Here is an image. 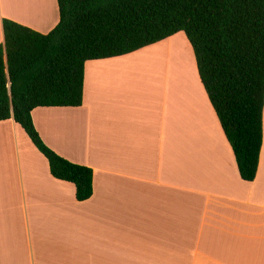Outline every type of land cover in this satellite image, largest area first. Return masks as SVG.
I'll use <instances>...</instances> for the list:
<instances>
[{
  "label": "crops",
  "instance_id": "1",
  "mask_svg": "<svg viewBox=\"0 0 264 264\" xmlns=\"http://www.w3.org/2000/svg\"><path fill=\"white\" fill-rule=\"evenodd\" d=\"M13 2L0 0V44L4 19L41 34L59 23L57 0L31 16ZM171 44L196 76L180 97L166 57L144 73ZM32 119L53 151L93 170V195L77 202L24 130L0 122V264H264V107L257 174L243 181L183 32L87 61L82 106Z\"/></svg>",
  "mask_w": 264,
  "mask_h": 264
},
{
  "label": "trees",
  "instance_id": "2",
  "mask_svg": "<svg viewBox=\"0 0 264 264\" xmlns=\"http://www.w3.org/2000/svg\"><path fill=\"white\" fill-rule=\"evenodd\" d=\"M59 23L41 34L3 20L0 122L13 119L51 175L93 195V170L59 156L32 119L37 108H79L85 63L134 53L183 32L243 181L263 144L264 0H57Z\"/></svg>",
  "mask_w": 264,
  "mask_h": 264
},
{
  "label": "bare ground",
  "instance_id": "3",
  "mask_svg": "<svg viewBox=\"0 0 264 264\" xmlns=\"http://www.w3.org/2000/svg\"><path fill=\"white\" fill-rule=\"evenodd\" d=\"M12 3V5L15 7V9L20 10L22 13L26 14L27 16L33 15L34 13H38L39 11L43 10V0H30L32 1L31 4H27V2L22 3V5H19L16 0ZM19 1V0H17ZM26 1V0H24ZM169 47V46H168ZM161 48L159 51V59L157 62L149 65L144 71L145 76L148 77L150 73L157 71L160 69L162 71L161 62H164V58L166 57L167 63H169L170 66H168L167 71L172 75V78L175 81L177 96H179L180 90H184L185 88L188 89V93H193L195 91V72L193 69V64L191 63V59L189 58L190 64H187V61L185 59V52L181 51H173V46L171 44V47L168 48ZM188 58V56L186 57ZM185 59V61H184ZM186 62V65H189L187 68L184 63ZM190 71V73H189ZM151 76V75H150ZM187 78V80H186ZM180 97V96H179Z\"/></svg>",
  "mask_w": 264,
  "mask_h": 264
},
{
  "label": "rangeland",
  "instance_id": "4",
  "mask_svg": "<svg viewBox=\"0 0 264 264\" xmlns=\"http://www.w3.org/2000/svg\"><path fill=\"white\" fill-rule=\"evenodd\" d=\"M177 45H179V44H177ZM182 48V46H180V49ZM183 49V48H182ZM181 49V50H182ZM185 52H186V50H185ZM187 53V52H186ZM185 57V59H186V61H187V64H190V62H189V56H188V58H186L187 57V55H185L184 56ZM151 58H153V53L152 52H150V54H148V56H147V58H144L143 59V61H144V63L146 62V60L147 59H151ZM185 59H184V61H185ZM192 63V62H191ZM184 65L188 68L189 67V65H186V62L184 63ZM143 67H144V65H143ZM158 70H160V69H158ZM163 71V70H162ZM155 82V81H154Z\"/></svg>",
  "mask_w": 264,
  "mask_h": 264
}]
</instances>
